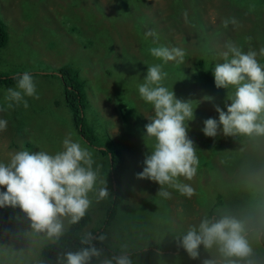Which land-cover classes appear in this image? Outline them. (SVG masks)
<instances>
[{"label":"rangeland","instance_id":"rangeland-1","mask_svg":"<svg viewBox=\"0 0 264 264\" xmlns=\"http://www.w3.org/2000/svg\"><path fill=\"white\" fill-rule=\"evenodd\" d=\"M183 2V11L175 14L171 21L177 32L168 39L171 42L168 47L182 48L181 36L190 27L189 13L193 15L197 10L202 22L208 25L207 35L203 38L201 52H193L194 42L188 38L185 46L189 53L185 51L187 58L180 64L176 82L183 75L187 76L189 89H172L176 98L183 100L213 98L211 102L198 104L194 120L188 124V136L202 151H197L199 167L194 179L184 181L180 178L195 189L193 197L185 198L176 190L168 189L171 199H163L156 195L158 184L135 178L143 169L145 154L151 152L154 145V141L144 138L147 118L154 112L151 105L141 99L138 85L143 82L147 67L157 64L155 59L147 57V49L143 51L137 46L136 34L150 30L148 22L156 29L167 26L168 0H140L138 5L134 2L126 11L117 9L116 0H0V22L6 33L5 44L0 48V77L20 76L29 71L39 96V99L25 97L29 105L27 109L20 105L0 112V118L8 121L7 130L0 132V162H9L11 154L20 150L33 153L44 150L55 154L62 150L65 136L69 133L76 135L70 112L63 101L62 81L55 73L58 68L66 66L71 77L83 83L85 122L91 126L100 144L98 150L93 147L89 150L96 162L94 167L100 166V175L106 179L108 190L110 183L104 168L108 159L99 150L116 151L123 160L119 179L122 198L117 213L103 226L97 227L98 233L107 237L103 244L118 255L127 254L132 264H190L186 256L162 253L156 247L174 246L177 237L183 236L192 226L198 227L204 217L233 215L244 221L245 236L248 233L246 238L253 249L249 259L253 264H264V249L258 245L260 233L257 232L264 229V202H253L259 201L252 192L254 180L247 179V170L232 172L227 179L217 173L214 166L221 169L222 156L217 151L211 153L209 144L213 138L205 137L201 131L206 119H218L215 106L226 110L227 98L232 94L230 89L209 88L204 83L206 76L213 77L215 64L223 63L218 53L223 50L224 42L231 39L242 50L247 42L251 43V48L264 47V0ZM193 3H197L194 10ZM142 14L148 18H142ZM231 18L237 24L225 28L222 21ZM247 37L251 40L248 41ZM197 59L202 60L201 66L195 65ZM204 64L211 65L210 70L205 69ZM170 68H173L171 64ZM167 82L172 81L169 78L164 81V85L171 89ZM15 85L16 81L0 85V106L6 105V90ZM177 87L182 88L181 85ZM183 87L188 88L185 84ZM31 135L33 138L29 137ZM238 137L244 139L245 145L253 138L236 135L226 140L220 132L218 146H232ZM257 139L262 146V154L258 156L264 157V136H257ZM106 156L108 158L107 152ZM263 162L264 158L258 161L255 170L256 174L263 176L257 178L261 182L256 188L261 198H264ZM3 191L6 189L0 187V192ZM90 199L93 201L88 211L90 220L85 229L77 231L78 234L97 226L98 207L108 200L97 203L94 193L90 194ZM63 219L66 227L68 220ZM22 230L24 232L20 234ZM49 239L46 233L35 236L31 222L18 207L0 208V251L5 250V245L12 244L24 248L26 254L34 258ZM199 252L202 262L215 259L216 264H227V259L216 246L209 250L201 246ZM29 264H35V261ZM96 264H103V260ZM238 264H244V261H238Z\"/></svg>","mask_w":264,"mask_h":264},{"label":"clouds","instance_id":"clouds-1","mask_svg":"<svg viewBox=\"0 0 264 264\" xmlns=\"http://www.w3.org/2000/svg\"><path fill=\"white\" fill-rule=\"evenodd\" d=\"M225 28L236 25L234 18L222 21ZM145 39L152 37V43L158 44L159 35L155 29L144 33ZM248 41L251 37L246 38ZM149 53L163 63L182 64L186 52L181 47L156 46ZM223 63H217L212 70L217 89H233L228 96L226 110L215 106L218 119L208 118L203 122V135L215 138L220 132L225 137L236 135L264 136V64L258 56H264V47L259 51L242 48L232 41L223 44L218 53ZM168 73L163 64L147 67L143 82L138 85L141 99L151 105L154 115L144 127V138L154 141L151 152L145 154L143 169L137 173V180H148L159 185L156 195L171 199L169 188L181 196L191 198L195 189L190 183L197 175L199 157L194 141L188 136V124L194 120V112L200 102H211L212 97L205 96L202 101L176 98L173 89L164 85ZM16 85L8 88L5 106L0 112L22 105L29 107L25 97L39 99L36 82L29 71L15 77ZM8 121L0 118V132L7 130ZM93 159V153L81 141L73 140L69 133L62 141V150L55 154L39 150L30 152L20 150L11 154L7 163L0 162V208H19L38 233H46L49 238L59 240L66 232L64 219L70 225L79 223L92 206L90 194H95L96 202L110 199L106 179L100 175V166ZM107 237L101 233L93 237L86 233L81 238V247L77 251L67 252L65 264H91L93 258L99 259L103 250L94 246L93 240L100 243ZM190 259L199 257V249L217 247L218 252L227 259V264H253L249 257L253 254L246 236L245 224L233 215H223L212 220L204 217L198 227L192 226L187 232L176 238ZM237 258V259H230ZM103 264H132L127 254L102 259ZM203 264H216L215 259H206Z\"/></svg>","mask_w":264,"mask_h":264},{"label":"trees","instance_id":"trees-1","mask_svg":"<svg viewBox=\"0 0 264 264\" xmlns=\"http://www.w3.org/2000/svg\"><path fill=\"white\" fill-rule=\"evenodd\" d=\"M235 1H241V0H235ZM134 2L140 3V0H133L132 2H129V0H116V7L117 9L126 11L128 6L134 5ZM228 5V3H227ZM193 7V10L196 8L197 3H193L191 5ZM185 7V3L183 0H168L166 8L170 10V13L165 17L168 20V24L165 27H162L161 29H156L148 22V28L155 29L159 35V41L158 44L152 43V37H148L145 39L144 33H140L139 31L136 34L138 47L144 51L147 49V57L155 59L157 64H163V71H166L168 73V77L172 82H167V85L171 88H174L175 90H188L189 85L187 83V76L183 75L179 80L176 79L180 75V64L176 62H167L163 63V61L154 58L149 53V49L151 47L156 46H170L171 42L168 40L172 38V34L174 32H177L176 29L172 26L171 21L174 20L175 14H179L183 11V8ZM228 7V6H227ZM229 8V7H228ZM192 10V11H193ZM180 11V12H178ZM123 12V11H122ZM148 18L146 15L141 16ZM189 20H190V27H187L185 29L184 35L181 36L182 39V48L189 53V50L186 48V42L188 38H190L194 42V51L193 52H201V45L203 42V38L205 35H207V27L208 25L202 22V17L200 14V11L197 10L193 15L189 13ZM137 30V29H134ZM146 31V30H145ZM211 31V30H210ZM6 41V33L3 25L0 22V48L5 44ZM90 39H87V42H89ZM251 43L247 42L245 46H243V51H248ZM138 48V49H139ZM253 50L258 51V48H252ZM184 58H187V55H185ZM260 63L264 61V56H258ZM173 68H170V64ZM196 66L202 65V60L197 59L195 62ZM204 68L207 70H210L211 65L204 64ZM191 69V68H190ZM189 69V70H190ZM56 74L60 77L62 81V90H63V101L65 106L70 112V120L72 129L75 132L76 135H72L73 140L81 141L85 146H87L89 149H92V147L95 150H98L100 144L96 137V135H93L92 128L89 124H86L83 109L85 108L84 105V94H83V83L81 81H78L76 78H72L70 75V71L68 67L62 66L58 68L55 71ZM205 73V72H203ZM56 74H52V76H56ZM15 77L13 76L10 78H1L0 77V85L1 84H8L11 82H15ZM175 81V82H174ZM205 85L207 87H213L214 84V78L209 76L205 77ZM183 84H185L188 88H184ZM180 85L182 88H176V86ZM233 91V89H230ZM264 120V114H261V120ZM34 135H31L29 137L33 138ZM252 142L244 144L243 140L240 137H238L237 142L234 143L232 146L227 147H219L217 136L213 138L211 144H209L211 153H217L221 157V169L219 170L214 165V170H216L217 173H221L223 176H225V179L228 178L229 174L232 172H235L237 170L241 171L244 170L247 173L248 180L253 179L252 181L255 185L253 187V194L254 196L259 197V201L253 200L254 203H262L264 202V198H261V193L257 191V183L261 182L258 181V177H263L261 175H258L255 173V170L258 168V161L263 160L264 157H259L258 155L262 154L261 151V144L258 142L257 136L252 135ZM225 137V136H224ZM230 137H225L226 140H229ZM26 147H30L28 143H25ZM198 152H202L200 147L197 149ZM106 152L108 153V158L106 156ZM99 153L102 154L106 159H108L107 166H105V172L108 176L109 183H110V189L109 192L111 193L110 199L107 200V202L103 206H99L98 208V221L97 226H93V228H90L85 232L84 234H78L77 231L82 229H85L88 225V221L90 220L88 213L85 215L82 220L74 225L68 224L66 226V232L63 236L60 237L59 240H56L55 238H51L49 240H46L44 244L41 245L40 249L36 253V256L34 258H31L30 255L26 254L24 248H21L20 246H13L12 244H7L4 247V251H0V264H29V262H34L35 264H65L64 262V255L69 251H77L81 247H85V245L81 244V238L86 233H91L93 237H96L99 235L98 228L100 225L105 224L109 218H112L114 214L117 213V206L119 204V201L122 198V195L120 193V187H119V179H120V172L123 168V160L120 154L116 151L111 150H99ZM264 164V162L262 163ZM261 164V165H262ZM113 184V186H112ZM224 191L227 193L224 186L221 184ZM171 191H174V189L169 188ZM212 194V191H211ZM215 194V192H213ZM220 195V194H219ZM217 195V198L218 196ZM220 203H222L221 199H218ZM220 218L219 216H212V220ZM103 226V225H102ZM34 230V229H33ZM24 230L20 232L23 233ZM259 234V246L264 249V229H259L257 231ZM35 236H38V232L34 230ZM249 236L248 233L246 234V237ZM31 239V238H30ZM29 239V240H30ZM27 240V241H29ZM25 241L24 243H26ZM93 244L95 247L103 250V255L99 258H93L91 264H96L99 260L110 258L112 256L118 255L115 251L111 250L110 248H107L105 244L100 243L97 240H93ZM156 249L162 253H169V254H179L186 256L189 260L190 264H199L201 259L198 257L197 259L193 260L188 257V255L184 252L182 248H179L177 243L174 244V246H158ZM133 255L135 253H132ZM203 264V262H202Z\"/></svg>","mask_w":264,"mask_h":264},{"label":"water","instance_id":"water-1","mask_svg":"<svg viewBox=\"0 0 264 264\" xmlns=\"http://www.w3.org/2000/svg\"><path fill=\"white\" fill-rule=\"evenodd\" d=\"M112 186H113V184H112Z\"/></svg>","mask_w":264,"mask_h":264}]
</instances>
